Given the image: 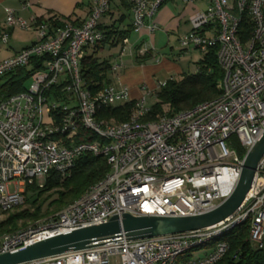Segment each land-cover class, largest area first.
I'll return each mask as SVG.
<instances>
[{
	"label": "built area",
	"instance_id": "built-area-1",
	"mask_svg": "<svg viewBox=\"0 0 264 264\" xmlns=\"http://www.w3.org/2000/svg\"><path fill=\"white\" fill-rule=\"evenodd\" d=\"M112 1L90 0L84 21L55 27L28 23L5 9V26L35 27L36 40L0 62V85L18 69L30 71L23 92L0 100V210L21 206L25 187H42L52 172L69 176L84 154L103 156L109 172L57 214L2 234L0 255L113 216L205 213L226 199L239 179L244 156L230 146L238 143L246 154L264 132V0H179L192 7L179 48L202 54L215 49L223 72L219 96L156 120H145L149 107L142 97L128 120L118 123L99 120L98 113L129 102L127 91L111 85L93 91L81 71L84 54L104 40L100 21ZM168 1L127 0L130 27L153 35L154 17ZM242 15L253 28L245 44L237 37ZM8 39L7 32L1 34L2 43ZM153 51L151 43L142 42L136 54ZM121 65L115 61L110 70ZM80 130L92 140L75 142ZM245 223L251 248L264 254V154L244 202L214 226L136 241L118 233L94 239L83 250L21 264H215L228 250L222 238Z\"/></svg>",
	"mask_w": 264,
	"mask_h": 264
},
{
	"label": "trees",
	"instance_id": "trees-1",
	"mask_svg": "<svg viewBox=\"0 0 264 264\" xmlns=\"http://www.w3.org/2000/svg\"><path fill=\"white\" fill-rule=\"evenodd\" d=\"M120 1L125 7L129 6L127 0ZM40 22H46L54 27L62 26L65 23L78 25L70 18L63 20L51 17L37 23ZM130 28L119 31L112 26L101 27L104 40L99 46L91 49V52L85 53L82 57L81 71L85 85L89 86L91 90L97 91L107 86L110 82V76L108 75L112 72L110 61L108 59L99 60L96 55L105 46L114 47L123 44L131 30H133L132 27ZM252 30L249 17L242 15L237 31V37L242 44H245L251 38ZM38 63L36 62L34 66L37 67ZM197 70L198 72L195 75L183 74L178 80H167L164 86L156 91L157 102L149 108L145 120H156L162 115L172 116L218 97L217 84L222 79L223 72L217 63L215 49H211L208 53L202 55ZM29 74L30 71L27 69H18L7 75L0 85V100L23 92ZM133 108L134 102L104 108L99 111L98 119L116 123L124 122L128 120ZM84 133L80 130L74 141L92 140L93 137L89 135L82 137ZM234 146L240 158H242L245 152L239 147L238 143H235ZM108 172L109 166L103 156L84 154L76 160L69 176L60 177L57 173L52 172L44 179L42 187H38L35 183L27 185L23 193V203L29 209L10 214H8V211L0 210V217L7 215L0 220V236L26 226L27 222H34L68 206L81 197L92 185L102 180ZM52 197H55V199L50 201L48 206L53 207V210L49 211L47 208L42 211L43 205ZM248 233L247 223L227 233L222 238L228 245L227 253L215 264H264V254L251 248Z\"/></svg>",
	"mask_w": 264,
	"mask_h": 264
},
{
	"label": "crops",
	"instance_id": "crops-1",
	"mask_svg": "<svg viewBox=\"0 0 264 264\" xmlns=\"http://www.w3.org/2000/svg\"><path fill=\"white\" fill-rule=\"evenodd\" d=\"M90 6V0H0V34L7 32L9 34L8 42L9 40L11 41V44H8L9 48L5 51L4 58L1 59L0 62L12 57L15 53L30 46L36 40L35 27L29 30H20L8 29L5 26L6 8L11 9L17 17L31 24H36L40 20L50 19L51 17L61 18L63 20L70 18L71 21L80 24L87 18ZM191 10L192 7L184 6L181 11V9L179 10L178 8L176 0H170L158 10L154 17V22L158 30L155 31L153 35L149 37L145 29L138 31L131 30L124 43L115 48L119 49V52L115 56H112L114 55L112 52L109 55L108 60L110 61V65L115 61H122V65L114 71L111 70L112 78H109L110 82L108 85L118 90L125 89L128 93V101L136 102L142 97L146 100L149 96H155L158 90V84L167 81V79L159 80L163 72L162 70L166 71L163 75H169L170 79H180L172 78L171 73L175 71L178 75L182 76L185 73L184 68L178 67L176 70L171 68V64L166 63L167 61H165V59L162 60L160 57L164 54L160 56L152 54L144 58L136 54V49L142 42L147 43V41L151 42L154 49L159 45L160 47H162V45L165 47V44L170 42L169 38L171 37V33H176L177 41L181 34L189 31L187 15ZM100 26L102 28L112 26L119 31L131 29L130 7H125L120 0H113L110 11L101 19ZM15 32H27L31 37L26 41L17 39L14 36ZM106 47L109 51L113 49V47ZM104 48L101 51H103ZM125 49L128 51L126 52ZM113 74H116L115 78H113Z\"/></svg>",
	"mask_w": 264,
	"mask_h": 264
},
{
	"label": "water",
	"instance_id": "water-1",
	"mask_svg": "<svg viewBox=\"0 0 264 264\" xmlns=\"http://www.w3.org/2000/svg\"><path fill=\"white\" fill-rule=\"evenodd\" d=\"M264 154V132L243 157L233 192L215 208L188 216H113L106 223L92 225L44 239L0 255V264H21L50 256L83 250L94 239L124 233L130 240L180 234L214 226L233 215L244 202L259 160Z\"/></svg>",
	"mask_w": 264,
	"mask_h": 264
},
{
	"label": "rangeland",
	"instance_id": "rangeland-1",
	"mask_svg": "<svg viewBox=\"0 0 264 264\" xmlns=\"http://www.w3.org/2000/svg\"><path fill=\"white\" fill-rule=\"evenodd\" d=\"M174 1V0H173ZM168 3V2H167ZM176 3L178 4V8L179 10L182 8H184L183 4L179 1L176 0ZM200 6H202L203 3H198ZM189 16V14L187 15V17ZM189 27V25H188ZM190 29V27H189ZM17 31V30H16ZM2 34V33H1ZM0 34V36H1ZM14 36L17 39H21V40H28L31 35L27 32H15ZM171 37L170 42L168 44H165V47H160L157 46L155 47L153 54L154 55H158L160 56L161 54H164L163 56H160L163 59H165V61H167L166 63L171 64V68H174L175 70L178 67L184 68L185 73L184 74H189V75H195L197 74L198 70V62L200 61L201 57H202V53L198 50V49H194V48H188L187 50H181L179 48V45L176 41V33H171L170 35ZM151 43L150 41H147V44ZM11 44V41L9 40V42L7 44H4L0 41V60L3 59L4 55H5V51H7V49L9 48V45ZM120 45V44H118ZM117 45V46H118ZM117 46L113 47L112 51H109V49L105 46L103 51L98 52V54L96 55V57L100 60H103L105 58L109 59V55L111 54V52L114 54L112 56H115L118 52L119 49H115ZM121 47V46H120ZM119 47V48H120ZM125 51L127 52L128 50L125 49ZM88 52H91L90 50H88ZM166 54V55H165ZM166 56V57H165ZM155 63V62H154ZM162 75H160L159 80H164V79H170L169 75H163V73L165 74L166 71L162 70ZM171 77L172 78H180L181 75H178L175 71L174 73H171ZM113 78H115L116 74H113ZM110 78H112V74L110 75ZM29 84V81L27 80L24 84L25 87H27ZM157 102V98L156 96H149L146 98V104L147 106L150 108L152 105H154ZM235 148V146H230V148ZM236 149V148H235ZM53 199H55V197H52L48 202H46L43 207H42V211H45L47 208L49 209V211L53 210V207L48 206L49 202L52 201ZM26 209H29V207L26 204H22L21 206H18L16 208H14L13 210L8 211V214L13 213V212H18V211H25ZM63 209V208H62ZM62 209H60L59 211H61ZM59 211L50 213L44 217L47 216H51V215H55L57 214ZM7 215H3L0 217V220L4 219ZM42 217V218H44ZM41 219V218H40ZM39 220V219H38ZM37 221V220H36ZM35 222V221H34ZM33 222H27L26 226L21 227L19 229L28 227L32 224ZM199 253H202V251H198Z\"/></svg>",
	"mask_w": 264,
	"mask_h": 264
}]
</instances>
